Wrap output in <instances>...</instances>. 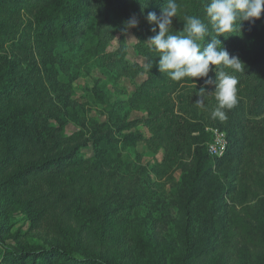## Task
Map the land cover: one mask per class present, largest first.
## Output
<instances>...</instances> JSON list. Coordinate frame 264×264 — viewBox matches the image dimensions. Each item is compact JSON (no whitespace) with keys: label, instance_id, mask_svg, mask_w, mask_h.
Masks as SVG:
<instances>
[{"label":"trees","instance_id":"16d2710c","mask_svg":"<svg viewBox=\"0 0 264 264\" xmlns=\"http://www.w3.org/2000/svg\"><path fill=\"white\" fill-rule=\"evenodd\" d=\"M165 2L0 0V7L10 12L37 16L34 27L21 29L8 22L0 26V236L11 231L6 213L10 200H70V205L97 200L90 216L101 212L106 215L104 223L113 221L114 214L124 224V214L139 209L156 194L149 171L123 161L121 155L122 150L143 144L150 149L165 148L155 175L170 185L167 199L175 200L182 214L190 215L194 204L224 200L227 193L231 202L229 241L239 240L264 252V233L252 221L255 208L239 203L245 196L252 197L264 208V126L253 120L264 117V13L254 22H238L232 33L220 37L230 55L243 63L239 71L218 68L238 80L236 103L221 121L211 119L216 103L211 95L204 107L194 104L200 88L214 90L205 86V78L172 81L156 67L158 54L146 44L154 35L146 17L149 12L159 15ZM177 2L182 6L181 18L188 14L205 19L208 0ZM133 16L139 26L128 34L134 37V49L145 58L147 70L127 59L124 28ZM183 28L184 23L174 18L170 31L175 34ZM116 39L118 47L111 50ZM142 43L146 50L141 49ZM92 64L117 81L147 73L132 96L113 105L102 123L85 122L76 110L72 83L79 76H72L65 85L58 82L60 74H79L83 65ZM209 76L215 78V71ZM71 112L76 113L81 130L67 135ZM133 112L145 115L130 121ZM140 127L149 135L137 131ZM207 128L225 132L228 140L225 156L215 164L207 152ZM88 148L93 154L85 158ZM177 171L183 175L176 186ZM216 173L231 178L229 188ZM86 246L82 239L72 237L64 243L17 242V251H4L2 264H139Z\"/></svg>","mask_w":264,"mask_h":264},{"label":"rangeland","instance_id":"374dc122","mask_svg":"<svg viewBox=\"0 0 264 264\" xmlns=\"http://www.w3.org/2000/svg\"><path fill=\"white\" fill-rule=\"evenodd\" d=\"M3 22L25 29L30 25L34 27L37 16L31 12H10L0 7V26ZM126 43L128 61L147 70L145 58L134 49L135 39L131 34H127ZM118 44L119 40L116 39L111 44V50L116 49ZM144 47L146 44L142 43L141 49L146 50L147 47ZM8 50L6 48L5 52ZM36 54L39 55L38 52ZM69 55L67 53L64 59ZM93 66L94 64L83 65L79 74L73 71H70V75L60 74L58 82L65 85L70 83L72 76H79L72 83V100L76 103V110L85 122L94 120L102 123L107 120V113L113 105L127 101L132 96L135 88L147 77V73L144 71L136 79L117 81ZM144 115L143 112H133L130 121ZM67 119V135L81 130L76 113L71 112ZM253 120L256 125L264 126V117ZM137 131L149 135L142 127ZM209 134L206 147L212 138L211 133ZM165 153L164 147L150 149L143 144L121 151L123 161L147 169L157 187L152 200L130 214H124V224H119V219H116L118 216L114 214H111L113 221L104 223L102 219L105 214L99 212L94 217L90 216L92 203L97 200H85L83 205H70V200H10L11 204L6 213L12 227L9 235L0 236V264L5 250L17 251V242L64 243L71 237L82 239L84 244L89 245L86 247L96 252H105L112 258L131 263L165 261L167 264H264V252L260 249L252 248L239 240L229 241L228 235L232 226L229 221L231 202L227 193L224 194V200L194 204L192 213L187 217L180 212L175 200L167 199L170 185L155 175L156 166L163 161ZM92 154V148L84 151L85 158ZM210 160L212 164L217 162V159L211 157ZM182 175L180 171L174 173L176 186L181 182ZM215 175L224 183L225 188H229L231 178H222L219 173ZM262 195L264 196L263 193ZM239 203L255 208L253 225L264 233V208L261 203L258 204L257 200L246 196Z\"/></svg>","mask_w":264,"mask_h":264},{"label":"clouds","instance_id":"9594fccd","mask_svg":"<svg viewBox=\"0 0 264 264\" xmlns=\"http://www.w3.org/2000/svg\"><path fill=\"white\" fill-rule=\"evenodd\" d=\"M181 8L177 0H166L159 15L155 12L147 14L154 35L146 44L158 54V71L172 81L205 78V86H213L214 90L209 92L206 87L200 88L194 104L198 108L204 107L211 95L216 102L210 113L211 119L223 121L227 118L226 110L236 103L238 80L218 68L239 71L243 63L239 57L230 55L220 37L232 33L238 22L260 19L264 13V0H208L204 7L205 19L188 14L181 18ZM174 18L184 23L183 30L175 34L170 31ZM138 26L139 19L133 16L125 22L124 33L128 34L130 29ZM208 37H211L210 41L205 39ZM211 71H215V78L209 76Z\"/></svg>","mask_w":264,"mask_h":264},{"label":"built area","instance_id":"2783aa9c","mask_svg":"<svg viewBox=\"0 0 264 264\" xmlns=\"http://www.w3.org/2000/svg\"><path fill=\"white\" fill-rule=\"evenodd\" d=\"M211 133V141L207 144L208 155L213 159H220L225 156L228 148V140L225 132L212 128L206 130Z\"/></svg>","mask_w":264,"mask_h":264}]
</instances>
